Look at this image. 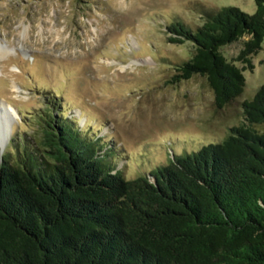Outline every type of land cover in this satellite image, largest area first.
<instances>
[{"label":"trees","instance_id":"obj_1","mask_svg":"<svg viewBox=\"0 0 264 264\" xmlns=\"http://www.w3.org/2000/svg\"><path fill=\"white\" fill-rule=\"evenodd\" d=\"M254 3L166 24L169 41L192 45L173 81L204 77L217 108L236 98L264 36V0ZM244 35L228 59L220 47ZM240 105L223 138L126 178L114 144L50 96L34 112L37 137L0 152V264H264V82Z\"/></svg>","mask_w":264,"mask_h":264},{"label":"rangeland","instance_id":"obj_2","mask_svg":"<svg viewBox=\"0 0 264 264\" xmlns=\"http://www.w3.org/2000/svg\"><path fill=\"white\" fill-rule=\"evenodd\" d=\"M223 4L255 8L254 0H0V102L8 124L0 152L12 138L37 137L34 112L50 96L73 125L101 136L104 148L114 144L126 178L223 138L241 121V100L264 82V36L254 67L243 70V90L217 108L204 77L173 81L192 45L169 41L165 27L179 20L193 28L203 11ZM246 37L221 52L234 58Z\"/></svg>","mask_w":264,"mask_h":264},{"label":"bare ground","instance_id":"obj_3","mask_svg":"<svg viewBox=\"0 0 264 264\" xmlns=\"http://www.w3.org/2000/svg\"><path fill=\"white\" fill-rule=\"evenodd\" d=\"M10 107V106H9ZM13 109V108H12ZM6 105L0 102V143H5L8 138V130L6 129L7 117H6Z\"/></svg>","mask_w":264,"mask_h":264}]
</instances>
